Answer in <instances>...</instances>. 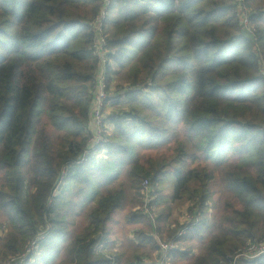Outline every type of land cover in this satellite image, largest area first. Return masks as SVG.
<instances>
[{
	"label": "trees",
	"instance_id": "16d2710c",
	"mask_svg": "<svg viewBox=\"0 0 264 264\" xmlns=\"http://www.w3.org/2000/svg\"><path fill=\"white\" fill-rule=\"evenodd\" d=\"M103 1L0 0V210L11 226L0 237V260H31L41 248L43 264L54 261L68 240L67 212L81 196L82 206L93 207L85 216V234L71 243L68 264H113L115 256L97 246H108L113 235L108 227L124 206L125 167L135 183L144 178L157 188L166 184L159 206L187 198L206 212L215 176L202 161L211 158L221 165L229 152L243 161V155L256 154L255 173L245 165L228 173L225 182L234 196L219 233H209L206 218L181 239L191 241L192 250L174 251L171 257L183 264H220L248 243L264 242V66L253 49L255 37L243 30L231 0H147L157 6L156 16L139 24L150 12L146 6L139 0L113 1L111 11L121 4L120 18L112 22L105 49L133 84L125 90L130 112L107 119L115 134H108V144L98 151L106 150L103 162L111 172L105 174L98 157L70 167L93 138L92 91L100 70L94 21ZM136 5L139 10L133 11ZM251 18L264 44V10ZM178 123L189 143L198 140L197 153L180 142L171 150L172 127ZM64 172L66 202L56 195ZM169 217L162 213L156 227L141 213L128 217V225L147 229L135 230L137 248L154 243L153 234L164 230ZM202 247L204 253L193 255ZM137 256L118 264H145L135 262Z\"/></svg>",
	"mask_w": 264,
	"mask_h": 264
},
{
	"label": "rangeland",
	"instance_id": "374dc122",
	"mask_svg": "<svg viewBox=\"0 0 264 264\" xmlns=\"http://www.w3.org/2000/svg\"><path fill=\"white\" fill-rule=\"evenodd\" d=\"M246 4L248 7V10L250 12V16L255 15L260 9L264 10V0H254L247 2ZM139 5L144 7L146 6L149 9V13L147 16H144L143 19H140L137 24L139 23H146V22H151L149 19H152L153 17L156 16L157 12V6H155L154 3H151L147 0H139ZM121 7V4H115L112 11L111 6L109 7L107 11V16L106 20L111 19L110 23H106L107 26L105 27V22L102 26V33L101 36L108 42V39L111 38V34L109 32H112V22L116 21L118 18H120V14L118 11V8ZM92 9V6H90L87 11H90ZM133 11L139 10V6H132ZM240 12V11H239ZM100 16V15H99ZM98 16V17H99ZM104 20V21H106ZM251 27L253 30L256 31L255 33V44L253 49L256 51L257 57L260 60V65L263 69L264 66V44L260 41L261 38V28L258 27L257 23L251 18ZM243 30H245L247 33V28L245 27L244 24H242ZM253 35V34H251ZM107 52L110 53V51L107 50ZM110 68L114 69V72L109 73L111 70L108 69L109 75H107V83L109 87V107L106 108V115L107 119L109 118V113L112 114L113 116L116 114H124V112H130L129 108L127 107V101H128V96L127 92L125 90H130L133 88V84L129 83V76L127 70L122 71L116 68V65L110 61ZM151 86V84H150ZM144 93H149L145 92L142 90ZM110 105H113V109L110 108ZM107 106V105H106ZM148 112L143 113V115H146ZM109 123V122H108ZM109 130V135L110 138L114 136L115 134V125L113 123H109L108 129ZM108 131V130H107ZM176 136L172 138L173 145L171 150L174 151L176 148L175 142H180L183 145H185L186 149L190 151V153H197V149L195 147V143H197L198 140L194 143H189L187 141L188 134L186 131L181 129L180 124H176L172 127V133L171 135L175 134ZM55 137L59 136V133L54 134ZM111 140V139H110ZM161 152H165L164 150H159ZM167 151V150H166ZM140 153L142 154L143 151L140 150ZM104 153H102L103 155ZM160 153L156 154V157ZM101 155V156H102ZM254 153L251 154H246L243 155V159H240L239 156H234L232 152H229L225 154V159H227L225 163L218 165L215 162H218L216 160L206 159L202 161V164L204 167H206L207 170L211 171L215 179L214 181L210 184V188L214 193V197L212 198V207L210 209V212L208 213V219L211 224V230L209 233L212 234H218L219 233V227L218 224L221 222L222 218L227 214L225 210V206L227 202H231L232 198L234 196L232 188L225 182L226 177L228 173L232 172L233 169H235L238 166H248L249 171L251 173H255V168L254 165H252L255 161ZM97 157H100L99 155ZM230 157V158H228ZM108 159V158H106ZM144 159V158H143ZM229 159V160H228ZM246 161V162H245ZM248 162V163H247ZM99 166L103 168L105 171V174L111 172L110 168L106 167L104 162H98ZM128 170L129 167H125L120 181H123V187L126 191V199L124 202V206L122 209H120L116 213V217L114 221H116V224H111L108 229L113 232L112 237H110L108 241V246L104 248L101 244L97 246V251L99 252H104L108 256H110V253L114 255L113 257L115 260H113V264H118L123 263L125 260L134 258L135 254L138 255L134 261H142L145 264H159L160 262V252H159V247H160V242H170L173 240L174 236L178 233V231L181 229L182 222H181V213L184 211V213L190 208L193 207V202L190 199L184 198L183 200H178V201H167L162 206L158 205V218L162 213H169L170 217L167 219V221L163 224L164 230H159V232H155L153 234L154 238L156 241L151 244H146L142 246L140 249L137 248L138 245V240L134 235V232L136 229H141V231H147L145 227H133L131 225L127 224V219L128 217H131L133 214H140V208L142 207V199H141V185L142 182L145 180L144 178L138 182H133L132 180L129 179L128 176ZM113 171V170H112ZM103 178V177H102ZM65 178L60 185L56 195H63L64 194V188L66 186L65 184ZM1 180V179H0ZM103 181V180H102ZM2 183V181L0 182ZM135 184V186L133 185ZM65 185V186H64ZM115 186L120 188L121 184L119 183H114ZM163 186V187H162ZM161 187L159 186L157 188L158 195L160 199H163V196L165 193V187L166 184L162 185ZM133 187V188H132ZM78 186L74 188L75 193L78 192ZM159 189V190H158ZM105 190V189H104ZM63 198L65 199L64 202L70 200V195L65 194L63 195ZM80 198H83L80 196ZM80 198L77 196L73 200V204L75 206V210H68L69 207H60L59 211L64 212V210H68V214L70 215L67 217L68 219V237H67V242L63 245L62 250L60 252V255L54 259V261L48 263V264H68L70 259H71V254H70V249L72 246V242L75 238H78L79 236L85 234L86 228L89 225L87 221L86 214L89 213L93 207L91 203H86L82 206L80 203ZM188 207V208H186ZM183 213V216H184ZM126 218V219H125ZM11 229V226L8 221V216L6 212L1 209L0 210V237L4 238L7 236ZM212 231V232H211ZM150 232V231H149ZM152 234V233H151ZM101 238H103V235H100ZM191 244L192 242L189 241ZM184 243V242H183ZM190 243H185V245L182 246V249H186L188 251H191L192 249L190 248L189 244ZM37 248V246H36ZM243 248V247H242ZM205 252V248H200L196 250L194 255L199 256L201 253ZM46 256V252L43 251L41 248H38V250L35 251L32 259L29 260L27 256L23 257H17V256H10L5 259L0 260V264H43V259ZM118 260H117V258ZM232 255H228L225 258H223L220 262L225 261L228 257ZM172 258V257H171ZM176 264H183L181 263V260H177Z\"/></svg>",
	"mask_w": 264,
	"mask_h": 264
},
{
	"label": "built area",
	"instance_id": "2783aa9c",
	"mask_svg": "<svg viewBox=\"0 0 264 264\" xmlns=\"http://www.w3.org/2000/svg\"><path fill=\"white\" fill-rule=\"evenodd\" d=\"M115 0H104L103 1V11L100 16L94 21V29L97 32V37L95 41V54L100 60V70L98 74L97 81L93 88V110H92V122L91 128L93 131V138L90 141L89 146L84 151V153L76 161L70 164V167L76 165L86 164L92 158L97 157L102 154L98 151L100 146H106L108 144V123L106 115V105L109 99V87L107 83L108 67H110V59L108 57V52L105 49L107 41L101 36L102 26L104 20H106L107 11L111 4ZM232 4L237 6L240 11L239 16L241 18V24H244L247 28L248 33L255 37L256 31L251 27V16L248 10L246 0H231ZM106 150L103 152L105 153ZM65 178V172L59 183L58 189ZM57 189V190H58ZM158 191L153 181L150 179H145L141 185V199L142 207L140 208V213L148 217L151 222L156 227L158 220ZM206 212L200 209L198 206L190 207L185 213V221L182 223L181 229L175 235V238L170 242H160L159 254L160 262L159 264H172L171 256L172 253L177 250L179 241L185 238L187 235L196 231V229L201 225L204 219L208 217V213L211 209V204L206 203ZM37 242L33 243V247H36ZM30 252V250L28 251ZM264 262V242H250L242 250L238 251L234 255L228 257L225 261L220 262V264H261Z\"/></svg>",
	"mask_w": 264,
	"mask_h": 264
},
{
	"label": "crops",
	"instance_id": "0c3cea01",
	"mask_svg": "<svg viewBox=\"0 0 264 264\" xmlns=\"http://www.w3.org/2000/svg\"><path fill=\"white\" fill-rule=\"evenodd\" d=\"M109 107V102H107V107L106 108H108ZM110 108L111 109H113V105H110ZM106 111H107V109H106ZM110 116H112V114H110L109 113V117ZM108 126H109V123H108ZM109 130H110V128L108 129V134H109ZM102 154H100V157H98V159H99V161H101V162H103L104 160H107L106 158H108V155H107V152H105L102 156H101ZM211 204V207H212V203H210ZM186 208H188V207H186ZM185 211V210H184ZM184 211L181 213V222L182 223H184V221H185V218H184V216H183V213H184ZM210 212V211H209ZM207 219H208V217H207ZM181 223V224H182ZM209 223H210V221H209ZM183 245H185V243H183V242H181V240L179 241V244H178V248H177V250H175V251H184L183 249H182V246ZM190 246V245H189ZM198 249H200V248H196L195 250H194V252L196 251V250H198ZM195 253H193V255H194ZM177 260L178 259H174V256H173V258H172V261H171V263L172 264H176V262H177Z\"/></svg>",
	"mask_w": 264,
	"mask_h": 264
}]
</instances>
